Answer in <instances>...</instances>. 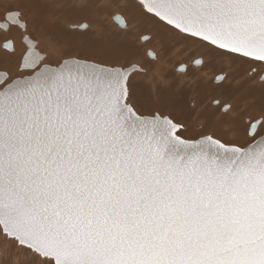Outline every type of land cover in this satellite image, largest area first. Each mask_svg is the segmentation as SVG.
<instances>
[{
  "label": "snow or ice",
  "instance_id": "snow-or-ice-1",
  "mask_svg": "<svg viewBox=\"0 0 264 264\" xmlns=\"http://www.w3.org/2000/svg\"><path fill=\"white\" fill-rule=\"evenodd\" d=\"M72 7L0 0L3 47L15 52L17 34L22 46L14 72L0 70V237L28 264H264V87L193 124L174 77L153 75L149 91L132 47L61 29ZM120 7L125 32L160 41L161 66L179 38L264 84V0Z\"/></svg>",
  "mask_w": 264,
  "mask_h": 264
},
{
  "label": "rangeland",
  "instance_id": "rangeland-1",
  "mask_svg": "<svg viewBox=\"0 0 264 264\" xmlns=\"http://www.w3.org/2000/svg\"><path fill=\"white\" fill-rule=\"evenodd\" d=\"M92 1L95 5H103L106 3H111L112 1L113 3H111L110 4L111 7H108V8H103V7L81 8L79 7V5H82V4L89 5L91 4ZM112 1H108V0H84V1L83 0H61V2L73 5L74 7L68 10V12L64 15L67 17V20H65L66 23L62 25V27L60 28L65 31H71L73 29H76L75 28L76 26H79L82 24L86 25V28L84 27L81 30L76 29L85 36L86 39L83 42L85 44H90V43L95 44L92 41H89L90 37H92L93 40L99 41L101 43L103 39L114 40L116 38H119L121 36L122 28H120L119 26L117 27V23L114 21L113 18L117 14H121L127 20V16L129 13L126 12V10L123 7H120V5H123L121 4V2L123 3L125 0L124 1L123 0H112ZM98 33L110 34V37L98 35ZM141 33L145 35L146 34L152 35V33L149 32L147 27H139L137 29H134L130 33L131 36L124 44L131 46L133 49H136V52L141 57L140 58L141 61L144 63L143 66L148 68L150 63L152 65V63L156 61H153L152 58H149L147 56V53L148 52L154 53L155 51V53L159 55L160 49H161V43L156 38H153L149 40L148 42L142 43L137 40V36L140 35ZM3 43H5V40L0 37V44H3ZM18 45L21 46L20 43H18ZM41 45L44 46L43 43ZM41 45H40V50L42 52H45V47H41ZM165 47L168 49V55L164 62L165 65H163L165 69L163 73L168 74L169 78L174 77L175 83L177 84V86H182L184 88L186 98L190 101V103L187 106L188 111L193 113V119H192L193 124L203 125L204 123L208 124L209 122H213L214 114L217 112V108H216L217 105L216 103H213V102L219 101L220 104L222 105L224 102L231 100L237 92L243 91L242 89H238V87L241 84H244L247 82H260L258 78L255 80H248L246 77L244 78V81H241L243 79V75L237 70L240 74L236 79L235 77L234 78L229 77V80L225 81L224 83L222 84L217 83L215 80V77L217 76L216 74L222 75V72L220 70L218 71V73L215 70H209L203 73L202 69L204 68V66L200 68L191 63V61L193 62V60H195L194 59L195 52H191L189 47H196V46L188 44L187 42L185 43V41H182L179 38H177L175 40L166 41ZM0 50H2V52L5 51L4 48H1V47H0ZM21 50L22 49L18 50V56H14L16 51L14 52V55L5 51V53H7L8 56L13 55V57L9 59L0 58V66H3V69H9L10 67L14 69V65L17 62L18 57L20 56ZM196 54L199 55V52L197 51ZM218 61H219L218 67H220V69L221 67L228 69V65L226 64L222 65L219 59ZM134 62L138 63L139 65H142L138 61H134ZM181 64L190 65L191 67H189V69H187V71H185L184 74H180L177 72V69L181 66ZM162 70H163V67H162ZM162 70L152 69V71L149 73L148 76H139L137 79L142 85V87L150 91L152 88L151 77L153 75L162 73ZM213 75L215 77L212 79L211 77ZM205 78L207 79V82H202V80H205ZM262 87H264V84ZM202 90H207V92L203 94L201 93ZM195 93H198L199 95L201 94V97L204 99L207 105L206 106L207 114L202 119H199L196 117V108L195 107L193 108V105H192V102H193L192 95ZM196 101L197 103H199L198 99H196ZM224 128L227 129L226 127L222 125L223 131H228V130H224ZM0 264H28V260L26 257L18 253V251L14 248L11 242L5 241L2 237H0Z\"/></svg>",
  "mask_w": 264,
  "mask_h": 264
},
{
  "label": "bare ground",
  "instance_id": "bare-ground-1",
  "mask_svg": "<svg viewBox=\"0 0 264 264\" xmlns=\"http://www.w3.org/2000/svg\"><path fill=\"white\" fill-rule=\"evenodd\" d=\"M84 1V0H83ZM108 1H112V0H108ZM124 1V0H123ZM111 3H113V1L111 2ZM111 3H106V4H111ZM125 3V1L122 3L121 2V4H124ZM91 4L92 5H95L94 3H93V1L91 2ZM94 8V7H93ZM116 16H120L121 17V19H125V17L123 16V15H121V14H117ZM81 18H83V17H81ZM65 20H67V17L66 16H63V18L60 20V27H62V25H64L65 23H66V21ZM126 20V19H125ZM100 22V21H99ZM98 22V23H99ZM116 22V21H115ZM117 23V22H116ZM85 26V28H86V25H84ZM117 27H118V23H117ZM140 27H147V26H140ZM76 29H79L78 28V26H76L75 27ZM121 28V27H120ZM81 30V29H80ZM104 32V31H103ZM98 35H102V36H105V37H110V34H106V33H104V34H101V33H98ZM146 35H149V34H146ZM131 35H130V33H128V32H125V30L122 28V32H121V36L119 37V38H116V39H114V40H107V39H103L102 40V43L101 42H99V41H95V40H93L92 39V37H90L89 38V41H92L93 43H95L97 46H104V45H107V44H109V43H111V42H121V43H125L128 39H129V37H130ZM0 37L1 38H3L4 39V36H3V30L2 29H0ZM5 40V39H4ZM158 42V41H157ZM18 43H19V39H18V34H17V36H15V37H13V47L15 46V48H16V53H15V55H14V52H12L11 50H8V49H5L4 47H3V44H0V47L1 48H4V50L6 51V52H8V53H10V54H13L14 56H18V50L19 49H22V47L21 46H19L18 45ZM186 43V42H185ZM91 44V43H90ZM41 47H45V46H42L41 45ZM129 47H131V46H129ZM182 48V47H181ZM160 49V48H159ZM189 49H190V51L191 52H195V55H194V59H196V58H199V59H202L203 60V64L202 65H200V66H197V65H195V66H197V67H202V66H204V68L202 69L203 71V73H205V72H207V71H209V70H215L217 73H218V71L220 70V67H218V63H219V61H218V59L215 57V55L214 54H212V53H209V52H207V51H205L204 49H200V48H197V47H189ZM5 51L4 52H2V50H0V58L1 59H9V58H12L13 57V55L12 56H8L7 55V53H5ZM45 51H47V49L45 48ZM134 51H135V56H134V61H138V62H140L142 65H144V63L141 61V57L138 55V53L136 52V49H134ZM151 51V50H150ZM154 51V50H153ZM189 51V50H188ZM199 52V55H197L196 54V52ZM157 52V51H156ZM187 52V51H186ZM154 53H155V51H154ZM183 54H185V53H183ZM188 55V54H187ZM147 56H148V53H147ZM149 57V56H148ZM185 57V56H184ZM149 58H151V57H149ZM148 58V59H149ZM183 58V57H182ZM152 61V60H151ZM174 63V62H173ZM191 63L193 64V62L191 61ZM206 64V65H205ZM151 65V63L149 64V66H148V68H151V69H157V70H162V67H163V70H162V73L165 71V69H164V66L163 65H165L164 63H163V65L161 66L160 65V62H158V61H156V62H154V63H152V65ZM194 65V64H193ZM187 67H186V71H187V69H189V67H191L190 65H186ZM1 69H3V66H0V70ZM10 70H12L13 72H14V69L13 68H9ZM228 70L232 73V75L230 76V77H235V79L239 76V72L237 71V70H235V69H232V68H229L228 67ZM159 74H157V76H158ZM209 77H210V75H209ZM215 76L213 75L211 78L213 79ZM211 78H209V79H211ZM244 78H245V76H243V79L241 80V81H244ZM234 81V80H233ZM240 81V82H241ZM202 82H207V79L205 78V80H202ZM239 82V83H240ZM238 86V85H237ZM263 86V84L261 83V81L260 82H247V83H244V84H241L239 87H238V89H242L243 91L244 90H254V91H259L260 90V88ZM205 92H207V90H202L201 91V93H205ZM192 98H193V102H192V105H194V107L196 108V117L197 118H199V119H202L203 117H205L206 116V114H207V112H206V103H205V101H204V99L201 97V94L199 95L198 93H195V94H193L192 95ZM196 99H198V102L199 103H197V101H196ZM213 122H209L208 124H206V123H204L203 124V126H205L206 128H210V126H211V124H212ZM220 128H221V130H223L222 129V125H220L219 126ZM224 130H228V129H225L224 128Z\"/></svg>",
  "mask_w": 264,
  "mask_h": 264
},
{
  "label": "water",
  "instance_id": "water-1",
  "mask_svg": "<svg viewBox=\"0 0 264 264\" xmlns=\"http://www.w3.org/2000/svg\"><path fill=\"white\" fill-rule=\"evenodd\" d=\"M115 17H116V16H115ZM115 17H114L113 19H114V21L117 22V20L115 19ZM117 23H118V22H117ZM82 25L84 26V24H82ZM79 26H80V25H79ZM118 26L121 27L119 23H118ZM78 28H79V29H82V28H84V27H78ZM121 28H122V27H121ZM3 45H4V44H3ZM149 53H150V52H148V56L151 57V56L149 55ZM151 58H152V57H151Z\"/></svg>",
  "mask_w": 264,
  "mask_h": 264
},
{
  "label": "flooded vegetation",
  "instance_id": "flooded-vegetation-1",
  "mask_svg": "<svg viewBox=\"0 0 264 264\" xmlns=\"http://www.w3.org/2000/svg\"><path fill=\"white\" fill-rule=\"evenodd\" d=\"M199 58H196L195 60H198ZM195 60H193V61H195ZM194 64V63H193ZM195 65V64H194ZM217 76L219 75V74H216ZM216 78V77H215ZM216 102V101H215ZM215 102H213V103H215ZM217 108V107H216ZM231 134V132L229 133V135Z\"/></svg>",
  "mask_w": 264,
  "mask_h": 264
}]
</instances>
